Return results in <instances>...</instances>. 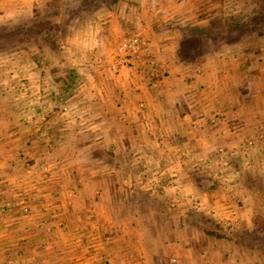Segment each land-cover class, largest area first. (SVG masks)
<instances>
[{
  "label": "crops",
  "instance_id": "crops-1",
  "mask_svg": "<svg viewBox=\"0 0 264 264\" xmlns=\"http://www.w3.org/2000/svg\"><path fill=\"white\" fill-rule=\"evenodd\" d=\"M35 1L0 0V21L24 17ZM69 4L75 12L65 22L72 29L58 39L61 56L71 58L72 45L85 60V67L73 63L76 74H91L93 81L79 85V96L88 92L74 105L82 122L73 130L67 129L72 118L63 114L33 130L28 118L0 117V264H187L191 253L207 258V247L196 246L190 235L178 237L185 226L167 217L188 214L177 194L167 214L156 207L150 214L147 208L124 209L129 197L118 191L139 182L130 171L144 168L137 158L149 153L167 155L175 171L184 169L182 155L189 151L233 156V168L220 166L232 171L221 175L218 189L197 192L190 174L178 172L166 183L157 176L145 184L197 193L205 212L232 219L235 231L251 229L253 217L264 218V34L249 38L261 44L241 37L214 43L208 29L214 25L217 37L221 24L208 14L224 0ZM62 20L56 15L58 26ZM193 27L207 32L195 60L183 52ZM131 29L146 52L114 74L113 46ZM7 99L0 89V107ZM129 153L137 156L118 160ZM146 214L154 221L141 220Z\"/></svg>",
  "mask_w": 264,
  "mask_h": 264
},
{
  "label": "rangeland",
  "instance_id": "rangeland-1",
  "mask_svg": "<svg viewBox=\"0 0 264 264\" xmlns=\"http://www.w3.org/2000/svg\"><path fill=\"white\" fill-rule=\"evenodd\" d=\"M70 2L71 0H49L48 2L37 0L34 2L33 10L25 14L24 17L23 15L16 16V18L12 16V18L0 21V35L2 36V38L0 37V61L2 63L0 89L3 95L8 96L7 105L0 107V117H21V120L28 118L26 124L31 122L29 124L32 130L40 126L41 121L43 122L49 117L54 119L55 117H61V114L64 115L62 117L72 118L71 124L67 126L68 130H73L74 127L81 125L82 117H74V105L78 97L86 98L87 89L80 91L81 95H78L79 85L84 84L88 79L87 84L93 81L91 74L86 76L75 72L76 76L73 83L68 84L67 87L57 81V79L60 80L69 76L70 70L75 71L73 68L74 62L80 67H85L84 58L76 57L73 46L70 44V50L68 51L72 54L71 58L66 54L63 55L65 57L61 56L64 49L63 40L58 41V39L66 37L67 32L72 29L65 22H69V17L75 12V9L70 6ZM210 12L208 17H213V21L217 22V20L224 18L225 28H232V33L230 31V34H225V40H235V38L241 37L248 40L246 41L248 45L261 44L249 40L252 34H247L249 33L248 28L237 26L236 21L240 19L241 21H250L248 18L257 17L255 19L256 21L259 19L257 23L264 22V0H224L222 8L215 11L217 14L214 11ZM59 14L62 16V22L65 23L64 25L62 23L61 26H58L55 21L56 15ZM130 32L138 31L131 29L126 34ZM50 35H52V38H50ZM254 37L257 39V36ZM234 40L232 41L237 42ZM50 41L54 43L57 49L50 48ZM21 53H23V56ZM146 150L149 149L146 148ZM146 155L148 154L137 158L140 161L139 164L141 166L145 165L146 168L130 171L133 175L138 174L137 178L139 179L137 180L139 182L120 187L118 191L119 193L122 192L124 197L126 195H128L127 198L129 197L123 201L125 210L129 206L134 209L133 211L147 208L150 214L152 212L149 209L156 207L159 211H164L167 214L168 207L176 206V204L173 206L170 201L171 196L175 193L182 202V207L188 211V214L186 212L184 218L181 217V219L176 218L171 212V214L168 213L169 220L174 222L177 219L180 226H185L186 230L178 234V237L183 236L185 239L191 237L196 242V246H199V248L205 246L209 250L207 258L199 255L195 256L191 253L193 257H188L187 264H264V218L262 216L251 218L253 221L251 229L250 226L243 225L235 231L232 219L225 218L226 222H223L214 216L213 212L206 213L205 206L199 202L200 197L196 196L197 193L191 192L182 195L177 190H170V187L167 186L152 187L145 184L148 179L157 176L162 177V181L166 183L178 172L190 174L198 184L193 187V189H197V192L218 189L216 185L219 183L218 180L221 179V175L232 171L230 167L233 168L232 165L235 161L233 156L215 153L213 156H208V158L206 155L189 151V154L182 155L185 161L182 162L181 167H184V169L175 171L169 169L171 162L167 155L156 156L151 153H149V157ZM136 156L129 153L120 154L116 157L118 160L122 159L129 162ZM211 159H214V161L212 162ZM222 159H224V162L220 163ZM216 160L219 161L217 164ZM26 161L30 163L32 159L28 156ZM222 164L230 167L223 171L220 168ZM146 165H157V167L159 165L160 169L150 170L147 169ZM157 170H162V174L156 173ZM141 180L142 182H140ZM260 189L264 190V186H260ZM149 214L141 217V220L153 222L154 218L152 214ZM208 231L213 234H208ZM236 240L237 244L232 246L230 241ZM216 247L218 249L217 254L213 252ZM201 259H208L210 262L206 263Z\"/></svg>",
  "mask_w": 264,
  "mask_h": 264
},
{
  "label": "trees",
  "instance_id": "trees-1",
  "mask_svg": "<svg viewBox=\"0 0 264 264\" xmlns=\"http://www.w3.org/2000/svg\"><path fill=\"white\" fill-rule=\"evenodd\" d=\"M245 19L247 20V18H245ZM255 19H257V17H254L251 19L248 18V20H250V21H243V20L241 21V19H240L239 21H236V25L242 26L243 28H248L247 31L249 33H247V34H254L256 36H261L262 34H264V22L260 21L259 23H257V21L259 19L257 21ZM224 20H225L224 18H221L219 21L217 20V22H215V20L213 21L214 23L221 24V26L219 27V30H218L219 35L217 37L215 35V33H217V32L215 31L216 28L214 25L212 27L210 26V28L208 29V32L210 33V35H211V33H213V35H211V37L214 38V43L220 42L221 40L225 41L226 43H230V42H233L232 40H234V39H231V40H225L224 39L225 34H230L229 32L232 29L230 27L225 28V21ZM29 25L30 24L28 23V26ZM252 26H254V27H252ZM191 32L193 33V35L192 36L186 35L187 37L183 41V52L185 55H190V56L192 55V59L195 60L197 55L200 54L203 50L202 48H203V45H205V41H206L205 35L207 34V32L204 30H201L200 28H197V27H193ZM231 33H232V31H231ZM51 36L52 35H50V38H52ZM0 37L2 38L1 35H0ZM47 39H49V37H47ZM234 41H237V38H235ZM49 45H50L51 49H57V48H55L54 43H52V41H50ZM75 76H76L75 71L70 70L69 76L63 77L60 80L57 79V81H59L62 85H65L64 87H67L68 84L73 83ZM207 233L213 234V233H210L209 231Z\"/></svg>",
  "mask_w": 264,
  "mask_h": 264
},
{
  "label": "built area",
  "instance_id": "built-area-1",
  "mask_svg": "<svg viewBox=\"0 0 264 264\" xmlns=\"http://www.w3.org/2000/svg\"><path fill=\"white\" fill-rule=\"evenodd\" d=\"M145 42L138 32H130L123 36L113 47V58L109 63L110 70L120 73L129 68L134 59L145 53Z\"/></svg>",
  "mask_w": 264,
  "mask_h": 264
}]
</instances>
